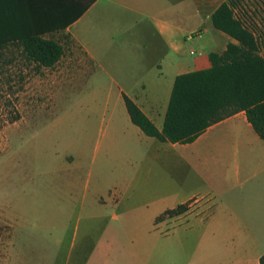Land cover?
Returning a JSON list of instances; mask_svg holds the SVG:
<instances>
[{
  "label": "crops",
  "instance_id": "0c3cea01",
  "mask_svg": "<svg viewBox=\"0 0 264 264\" xmlns=\"http://www.w3.org/2000/svg\"><path fill=\"white\" fill-rule=\"evenodd\" d=\"M225 1L96 0L62 29L27 27L30 0H0V27H13L15 35L39 33L64 46L53 66L29 60L41 68L39 93L55 96L52 109L57 90L73 95L81 83L95 85L88 96L99 86L103 95L101 103L88 106L104 112L95 153L84 165L69 156L72 172L60 187L62 198L47 190L54 207H69L70 222L83 225L80 249L63 264H174V255L191 251L200 257L197 264H260L264 137L245 111L214 123L193 142L173 143L146 135L132 122L124 99L130 97L162 130L176 77L211 67L210 52L237 42L212 22ZM195 38L203 39L198 47ZM14 45L8 47L21 48ZM78 167L84 168L80 178ZM128 196L134 201L128 207L146 213L139 217L140 230L126 226L130 208L119 210ZM185 203V213L157 220ZM185 222L196 226L182 229Z\"/></svg>",
  "mask_w": 264,
  "mask_h": 264
},
{
  "label": "rangeland",
  "instance_id": "374dc122",
  "mask_svg": "<svg viewBox=\"0 0 264 264\" xmlns=\"http://www.w3.org/2000/svg\"><path fill=\"white\" fill-rule=\"evenodd\" d=\"M236 13L254 28L264 54V0H240ZM201 40L195 38L194 46L198 47ZM20 50L11 47L0 54V264H63L66 256L80 249L83 225L77 227L75 221L70 222L69 207H54L53 193L47 190L62 198L60 187L69 183L72 172L69 156L84 165L95 153L94 138L104 112L89 110L88 106L93 101L101 103L103 95L99 86L96 94L88 96L95 85L81 83L82 89L73 95L57 90V104L52 109L55 96L39 93L40 66ZM77 53L78 59L83 57ZM82 169H76L79 178ZM133 202L128 196L126 208L119 210L130 208L126 226L140 230L143 226L139 217L146 213L135 205L128 207ZM188 225L196 226L185 222L182 229ZM108 227L114 228V223ZM258 248L264 250V240L258 241ZM192 254L179 259L174 255V264H197L200 257Z\"/></svg>",
  "mask_w": 264,
  "mask_h": 264
},
{
  "label": "trees",
  "instance_id": "16d2710c",
  "mask_svg": "<svg viewBox=\"0 0 264 264\" xmlns=\"http://www.w3.org/2000/svg\"><path fill=\"white\" fill-rule=\"evenodd\" d=\"M95 1L43 0L38 5L36 0H30L26 26L64 29ZM239 4L240 0H226L212 15L215 28L237 42H230L221 53L210 52L211 67L176 77L162 130L124 95L132 122L146 135L161 141L189 143L214 123L245 111L256 132L264 137V55L256 31L236 13ZM12 28L0 27V54L10 48L9 45L18 44L26 59L47 67L63 56L64 46L57 40L45 39L32 32L15 35ZM188 208L189 203H185L167 209L157 220L180 215ZM259 263L264 264V254Z\"/></svg>",
  "mask_w": 264,
  "mask_h": 264
}]
</instances>
